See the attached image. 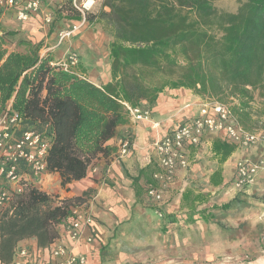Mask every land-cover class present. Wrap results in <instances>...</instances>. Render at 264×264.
I'll return each instance as SVG.
<instances>
[{
	"label": "trees",
	"instance_id": "1",
	"mask_svg": "<svg viewBox=\"0 0 264 264\" xmlns=\"http://www.w3.org/2000/svg\"><path fill=\"white\" fill-rule=\"evenodd\" d=\"M214 2L105 0L98 14L88 12L85 19L71 0L59 4L50 33L55 26L60 32L70 30L59 24L66 19L103 25L111 37L112 81L101 88L52 65L56 61L51 54H42L43 42L3 31L0 117L10 106L20 118L19 127L9 128L15 139L35 130L49 142L47 171L60 176L62 188L86 179L95 161L110 155L108 142L128 124L127 105L152 106L167 89H184L223 104L233 100L232 112L247 129L254 92L264 98V0H247L234 14L219 13ZM79 69L87 73L81 62ZM131 179L139 202L141 175ZM22 186L21 193L9 189V208L0 214V261L6 264L14 261L24 240L36 239L40 246L54 243L59 226H68L73 209L84 203L79 197L60 200L32 181ZM238 204L235 198L221 209ZM163 221L176 223L170 215Z\"/></svg>",
	"mask_w": 264,
	"mask_h": 264
},
{
	"label": "crops",
	"instance_id": "2",
	"mask_svg": "<svg viewBox=\"0 0 264 264\" xmlns=\"http://www.w3.org/2000/svg\"><path fill=\"white\" fill-rule=\"evenodd\" d=\"M63 2L64 0H45L44 7L53 12L55 5ZM99 3L103 5L104 1H98L97 5H100ZM75 23L66 19L59 23L70 27V30L74 27H80L81 30V34L78 32L60 44L61 32L57 33L58 29H53L50 33L40 12L33 14L26 22L18 21L13 12H0V34L3 31H15L18 32L19 38H26L33 43L43 42L42 54L50 53L56 62L62 60L68 52H76L81 67L87 73L82 72L89 82L101 88L112 81L109 51H105L103 46L101 51L97 50L99 55H96L94 63L87 65L86 58L79 52L77 44L87 33L98 34H95L96 39H105L107 34L103 30L95 32L85 21ZM15 48L16 44L10 51H15ZM91 67H95L96 71L94 82L90 80ZM203 102V99L190 91L167 89L160 94L154 105L149 106L144 102L140 107L150 111L149 120L137 123L128 121V124L118 128V135L107 144L113 151L107 158L100 156L95 161L86 179L62 188L58 174L45 176L38 186L49 195L58 196L60 200L82 198L84 203L74 211L90 212L94 219L93 225L84 231L80 242H75L68 226L61 224L58 228L59 238L54 243L40 246L36 239L24 240L15 254L18 255L19 250L24 249L28 252L27 261L43 264L54 261V249L64 246L75 254L85 255L88 264H138L144 258L123 252L125 241L128 240L127 244L131 248H137L135 242L142 240L147 248L151 249L155 247L150 242L161 236L156 244L158 248L164 249V255H161V252L146 256L151 258L146 260L147 262L264 264V236L261 243L263 248H260L253 243V237L245 232L244 235H229L218 225L214 224L217 229H212L211 224V221H219L222 213L228 212L226 217L232 210L225 211L221 207L236 197L234 182L238 162L248 161L256 166L264 165L263 144L245 149L236 146L224 134H205L202 144L189 150V167L179 170L174 180L163 188L162 202H153L145 191L151 186L148 182L158 187L163 183L155 178V175L161 172L155 150L156 143L166 134L195 118ZM255 102L256 98L251 104L248 128L243 126L253 132L261 130H254V124L264 122V99L259 111ZM155 124L158 125L157 128H153ZM125 138L131 139L132 148L128 156L120 158L119 144ZM224 148H227L228 152L231 151L228 156L227 151L220 152V149ZM140 175L139 187L142 196L138 202L131 178ZM144 191L145 201L152 208H145L142 203ZM166 215L174 216L176 223H164L163 216ZM164 227L166 232H163ZM89 239H92V242H88ZM173 249L180 251L173 253ZM206 249L208 251H205ZM249 254L252 259L248 258ZM253 255L255 257H252ZM219 259L221 261L216 263ZM12 263L13 261L9 264ZM0 264L6 263L0 261Z\"/></svg>",
	"mask_w": 264,
	"mask_h": 264
},
{
	"label": "built area",
	"instance_id": "3",
	"mask_svg": "<svg viewBox=\"0 0 264 264\" xmlns=\"http://www.w3.org/2000/svg\"><path fill=\"white\" fill-rule=\"evenodd\" d=\"M100 0H71L72 7L85 19L86 14L97 6ZM45 0H0V12H13L20 22L29 21L31 16L40 12L45 26L54 22V12L44 7ZM80 31V27L63 31L59 34V43H64ZM57 63V64H56ZM52 63L63 71L85 79L87 76L79 69L80 58L70 51L62 59ZM128 119L133 123L149 120L151 113L141 108H131L127 105ZM20 118L12 112L10 106L0 117V214L9 208V189L18 193L23 191L22 182L32 181L41 185L48 176L47 157L50 149L48 141L35 130L24 131L20 139H15L9 132L12 126L19 127ZM158 125H153L157 128ZM205 134H224V136L241 148H253L264 145V128L259 131H248L238 121L230 105L215 100H204L199 114L174 131L166 134L155 145L158 164L161 172L155 178L162 183L158 188L150 187L148 196L153 202H162V192L166 184L171 183L177 172L187 169L190 165L188 157L190 148L199 147ZM132 141L122 139L119 144L118 156L130 154ZM259 167L248 161L237 164L235 186L244 189L254 184ZM24 170H26L24 172ZM68 229L75 242L82 240L83 233L93 225L94 219L88 211H74ZM88 242H92L89 239ZM54 261L43 264H88L87 257L75 254L64 246L53 251ZM28 252L19 250L12 264H35L27 261Z\"/></svg>",
	"mask_w": 264,
	"mask_h": 264
},
{
	"label": "rangeland",
	"instance_id": "4",
	"mask_svg": "<svg viewBox=\"0 0 264 264\" xmlns=\"http://www.w3.org/2000/svg\"><path fill=\"white\" fill-rule=\"evenodd\" d=\"M52 1V0H50ZM66 0H64L65 2ZM105 0H102V2ZM247 0H215L214 7L218 10L219 13H237L238 9L246 2ZM52 4V3H51ZM56 4V3H55ZM61 4V3H59ZM59 4L55 5L54 8H56ZM97 5L94 9L90 11L91 14H98L102 10V5ZM106 11H109L106 9ZM50 29L51 27L48 26ZM58 29L56 26L54 27V30ZM90 29H93L95 32H101L102 30L107 34L105 39H96L95 34L87 33L86 37L83 39H80V42L77 44V48L79 52L83 54V56L86 58L87 65H91V63H94L96 60V55H99L98 51H101L103 46L105 47V51H108L109 43L111 41V37L109 36L108 32L106 31L105 27L103 25H96L93 27H90ZM81 31V30H80ZM60 31L58 30L57 33ZM98 35V34H96ZM101 42V43H100ZM98 47H97V46ZM98 50V51H97ZM95 67H91V75L90 80L94 82V77L96 71L94 70ZM94 73V74H93ZM262 92L255 91L254 96L256 98V106L258 107V111L260 109V105L262 103V98L260 96ZM226 104H231L233 106V100L228 101ZM254 130L255 129H262L264 128V122H259L257 124L253 125ZM259 169L257 173V177L255 179V182L253 185L246 187L244 189H238L235 184L234 188L236 189V197L239 200V204L235 206L228 214V216L225 217V215L228 213H222V218L219 221H211L212 226L215 224L220 226L224 233H228L229 235H244V232L247 235H250L253 237V243L258 245L260 248H263L262 246V238L264 236V165L259 164ZM262 172V173H261ZM235 183V182H234ZM56 197L55 195H52ZM142 203L145 208H152L148 205V203L145 201V191L144 196L142 197ZM213 226L212 229H217V227ZM215 229V230H216ZM137 235V234H136ZM159 238H162L161 236H158L157 240L153 239V242H150V244H153V247L155 248H147L145 245V242L142 240L136 241L135 245L137 248H131L130 245H128V240L124 243V249L123 252L135 254L139 258H144L142 262H139L138 264H155L147 262L146 260H150L151 258H146V256H154L156 254L164 255V249L158 248V244H156L159 241ZM145 245V246H144ZM157 246V247H156ZM173 253L179 252V249H173ZM205 251H208L207 249ZM104 254V252H103ZM249 259L251 258V254L248 255ZM252 257H255L253 255ZM244 259V260H249ZM252 259V258H251ZM126 261V260H125ZM221 260H217L216 263H219ZM223 262V261H222Z\"/></svg>",
	"mask_w": 264,
	"mask_h": 264
}]
</instances>
